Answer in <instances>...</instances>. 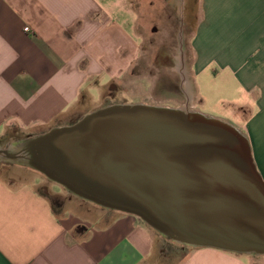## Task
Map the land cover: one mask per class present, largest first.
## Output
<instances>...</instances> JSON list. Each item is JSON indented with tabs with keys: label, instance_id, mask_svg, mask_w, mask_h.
<instances>
[{
	"label": "crops",
	"instance_id": "crops-1",
	"mask_svg": "<svg viewBox=\"0 0 264 264\" xmlns=\"http://www.w3.org/2000/svg\"><path fill=\"white\" fill-rule=\"evenodd\" d=\"M136 1L0 0V138L9 127L70 125L93 103L94 90L119 78L136 56L120 17L135 25ZM199 7L191 38L195 84L208 72L224 81V103L245 126L264 179V0H200ZM38 184L35 176L0 179V264H257L264 258L170 245L133 215L89 202L54 206Z\"/></svg>",
	"mask_w": 264,
	"mask_h": 264
},
{
	"label": "water",
	"instance_id": "water-1",
	"mask_svg": "<svg viewBox=\"0 0 264 264\" xmlns=\"http://www.w3.org/2000/svg\"><path fill=\"white\" fill-rule=\"evenodd\" d=\"M0 162L133 215L176 245L264 257V179L249 137L201 111L105 106L0 149Z\"/></svg>",
	"mask_w": 264,
	"mask_h": 264
},
{
	"label": "rangeland",
	"instance_id": "rangeland-1",
	"mask_svg": "<svg viewBox=\"0 0 264 264\" xmlns=\"http://www.w3.org/2000/svg\"><path fill=\"white\" fill-rule=\"evenodd\" d=\"M148 1H136L138 14L131 17V21L132 18L135 20V25L134 23L132 26L125 24L126 17H120L122 35H128L135 42V61L122 65L119 78L106 80L101 89L94 90L93 103L85 112L74 114L69 122L70 125L93 111L113 104L148 103L187 108L184 103L189 99L190 107L196 108L189 110L201 111L208 116L228 121L245 132V126L231 114L230 108H227L224 103L229 96L220 90L224 82L222 79H216L214 73L208 72L201 75L195 84L192 72L194 52L191 38L198 20L200 0H151V9L145 7ZM180 38H183L182 46ZM181 47L184 70L187 71L186 76L189 78L187 81L184 80L185 83L175 70L176 68L181 70L180 61L176 62L178 57L180 59ZM55 127L38 130L39 132H27L16 127H9L6 135L0 138V149L30 136L48 132ZM30 176L39 178L40 191L48 194L50 198L53 197L55 201H63L62 206L65 203H74V205L86 203L36 171L33 172L29 168L13 163L0 162V179L21 182L30 179ZM74 205L72 207L78 211V207ZM166 241L171 245L185 248L169 240ZM257 264H264V258H260Z\"/></svg>",
	"mask_w": 264,
	"mask_h": 264
},
{
	"label": "flooded vegetation",
	"instance_id": "flooded-vegetation-1",
	"mask_svg": "<svg viewBox=\"0 0 264 264\" xmlns=\"http://www.w3.org/2000/svg\"><path fill=\"white\" fill-rule=\"evenodd\" d=\"M180 43H181V46H182L183 45L182 44L183 43V38H180ZM180 50H181V56H180V59H179V57L176 59V62H179L180 61V63H181V70L183 71L184 70V67H185V64H184V56H183V49H182V47L180 48ZM175 70H176V72L178 74H180V76L183 79V82L185 83V81H184L185 80V78H184V71H183V73H180L177 68ZM184 105H185V107H187L189 109H196L195 107L194 108H191L190 107L191 106V103L189 102V99L186 100V102L184 103ZM51 198L54 201V203H55L56 206L62 207L63 201L62 202L61 201H55V199H53V197H51Z\"/></svg>",
	"mask_w": 264,
	"mask_h": 264
},
{
	"label": "bare ground",
	"instance_id": "bare-ground-1",
	"mask_svg": "<svg viewBox=\"0 0 264 264\" xmlns=\"http://www.w3.org/2000/svg\"><path fill=\"white\" fill-rule=\"evenodd\" d=\"M185 69V68H184ZM184 71V78H185V81H187V80H189V78H186L187 76H186V73H187V71L186 70H183ZM183 71L182 70H180V73H183ZM3 149V148H2Z\"/></svg>",
	"mask_w": 264,
	"mask_h": 264
},
{
	"label": "built area",
	"instance_id": "built-area-1",
	"mask_svg": "<svg viewBox=\"0 0 264 264\" xmlns=\"http://www.w3.org/2000/svg\"><path fill=\"white\" fill-rule=\"evenodd\" d=\"M25 31H26V32H29L30 30H29V28H26ZM168 243H169V242H168ZM169 244H170V243H169ZM170 245H171V244H170Z\"/></svg>",
	"mask_w": 264,
	"mask_h": 264
}]
</instances>
